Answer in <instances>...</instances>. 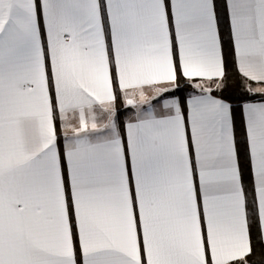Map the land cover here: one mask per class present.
I'll return each instance as SVG.
<instances>
[{
    "label": "snow or ice",
    "instance_id": "6c2138e0",
    "mask_svg": "<svg viewBox=\"0 0 264 264\" xmlns=\"http://www.w3.org/2000/svg\"><path fill=\"white\" fill-rule=\"evenodd\" d=\"M233 65L264 83V0H0V264H256L264 101Z\"/></svg>",
    "mask_w": 264,
    "mask_h": 264
},
{
    "label": "trees",
    "instance_id": "16d2710c",
    "mask_svg": "<svg viewBox=\"0 0 264 264\" xmlns=\"http://www.w3.org/2000/svg\"><path fill=\"white\" fill-rule=\"evenodd\" d=\"M229 73L230 75L227 81L228 83L227 92L228 93L238 94L248 100H253V99L264 97V94L248 91L249 88L253 89V87L257 83L255 81L246 80L245 78L241 77L240 74L236 71L234 65L229 68ZM180 86H181V89H183L182 95L186 101L187 91L193 90L194 87L185 80L180 81ZM177 94L179 95L181 93L178 92ZM213 94L216 95L217 93L214 92ZM118 107H119V111L121 114V119L125 120L126 107L124 105L123 99L118 101ZM251 261H255L256 264H264V252L261 251L258 245L256 246L255 254L251 257Z\"/></svg>",
    "mask_w": 264,
    "mask_h": 264
},
{
    "label": "crops",
    "instance_id": "0c3cea01",
    "mask_svg": "<svg viewBox=\"0 0 264 264\" xmlns=\"http://www.w3.org/2000/svg\"><path fill=\"white\" fill-rule=\"evenodd\" d=\"M256 83L257 84L253 87V89L264 88V83L262 82H256ZM194 93H198V90L195 88L191 91H187L186 97L188 98L190 94H194ZM258 93H261V92H258ZM261 94H264V93H261ZM168 98L170 97L167 94H165L163 97H159L156 100H153V104L159 106V104L162 103L163 99H168ZM251 101L261 102V101H264V97L253 99ZM125 106H126L125 120H127L129 117H132L134 115L135 109H133L131 106H127V105ZM145 108H147V105H145ZM58 134H59V126H58Z\"/></svg>",
    "mask_w": 264,
    "mask_h": 264
},
{
    "label": "rangeland",
    "instance_id": "374dc122",
    "mask_svg": "<svg viewBox=\"0 0 264 264\" xmlns=\"http://www.w3.org/2000/svg\"><path fill=\"white\" fill-rule=\"evenodd\" d=\"M125 105V104H124ZM126 107V106H125Z\"/></svg>",
    "mask_w": 264,
    "mask_h": 264
}]
</instances>
